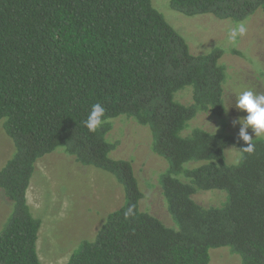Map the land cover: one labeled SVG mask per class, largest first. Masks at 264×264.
<instances>
[{"label": "trees", "instance_id": "1", "mask_svg": "<svg viewBox=\"0 0 264 264\" xmlns=\"http://www.w3.org/2000/svg\"><path fill=\"white\" fill-rule=\"evenodd\" d=\"M165 1L187 17L232 23L264 10V0ZM206 52L193 54L152 0H0V121L13 142L0 168L10 208L0 264H44L27 190L38 160L57 150L112 175L123 191L64 264H210L218 247L236 264H264V139L253 137V153L238 157L244 142L228 130L224 50ZM185 91L187 102L178 98ZM95 103L105 115L92 132L83 121ZM200 114L217 126H194ZM119 117L146 126L165 163L155 185L166 220L141 205L132 162L113 155ZM208 191L219 199L194 198Z\"/></svg>", "mask_w": 264, "mask_h": 264}, {"label": "rangeland", "instance_id": "2", "mask_svg": "<svg viewBox=\"0 0 264 264\" xmlns=\"http://www.w3.org/2000/svg\"><path fill=\"white\" fill-rule=\"evenodd\" d=\"M155 7L184 36L193 54H200L213 47H221L224 53L221 62L228 71L225 85L228 130L238 134L239 125L232 124L237 117L246 113L235 108L234 95L242 89L264 92V10H257L241 22L246 33L235 42L230 41L232 28L241 23L219 20L209 14L192 17L172 10L165 0H152ZM207 53V52H206ZM187 102L190 93L178 95ZM0 121V168L13 153V142L4 132ZM193 125L215 128L217 119L200 114ZM252 134L251 128L248 129ZM110 138L117 141L113 151L115 157L129 159L144 191L141 205L152 213L164 214L156 184L157 173L165 163L150 149V134L146 126L133 119L119 117L112 120ZM229 156H235L230 150ZM220 194L203 192L195 195L202 203H214ZM0 191V224L9 213V205ZM27 202L32 213L41 219L38 232L37 251L44 264H64L70 254L83 240L94 237L105 216L117 209L123 202V191L115 178L105 171L82 166L72 157L57 150L38 160L30 186ZM210 264H236L237 256L231 255L225 247L209 250Z\"/></svg>", "mask_w": 264, "mask_h": 264}, {"label": "clouds", "instance_id": "3", "mask_svg": "<svg viewBox=\"0 0 264 264\" xmlns=\"http://www.w3.org/2000/svg\"><path fill=\"white\" fill-rule=\"evenodd\" d=\"M246 33V26L241 23L231 29L229 39L235 42L239 36ZM235 108L246 113L245 116L237 117L232 121L233 126L239 125L238 139L244 142V146L239 148L238 157L243 153L251 154L255 149L253 137L264 139V92H257L253 89H242L234 95ZM230 105H227V108ZM105 108L100 103L91 106L87 118L83 121L89 131L95 132L103 124ZM251 128L252 134L248 129Z\"/></svg>", "mask_w": 264, "mask_h": 264}]
</instances>
